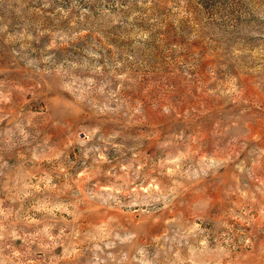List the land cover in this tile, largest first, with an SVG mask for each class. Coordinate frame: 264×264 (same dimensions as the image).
<instances>
[{
  "label": "clouds",
  "instance_id": "1",
  "mask_svg": "<svg viewBox=\"0 0 264 264\" xmlns=\"http://www.w3.org/2000/svg\"><path fill=\"white\" fill-rule=\"evenodd\" d=\"M0 9V264H264V0Z\"/></svg>",
  "mask_w": 264,
  "mask_h": 264
},
{
  "label": "rangeland",
  "instance_id": "2",
  "mask_svg": "<svg viewBox=\"0 0 264 264\" xmlns=\"http://www.w3.org/2000/svg\"><path fill=\"white\" fill-rule=\"evenodd\" d=\"M5 13H3V10L0 9V15H4ZM15 19H14V23H15ZM213 83L216 84V86H224L226 87L227 86V81H214ZM216 113H223V112H226L228 110V106L223 104V103H220L218 104L214 109H213ZM17 243H19V241H17ZM59 251V249L57 250Z\"/></svg>",
  "mask_w": 264,
  "mask_h": 264
}]
</instances>
